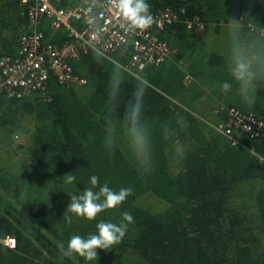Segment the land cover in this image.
<instances>
[{"label":"trees","instance_id":"trees-1","mask_svg":"<svg viewBox=\"0 0 264 264\" xmlns=\"http://www.w3.org/2000/svg\"><path fill=\"white\" fill-rule=\"evenodd\" d=\"M148 3L152 15L168 8L177 16L160 35L174 51L169 61L135 77L125 70L128 49L108 58L88 51L71 62L84 87L51 77L44 94L0 92V135L27 134L24 144L0 142V240H16L13 250L0 244V264H264V137L232 145L210 127L232 107L264 121V0ZM29 6L0 0V54L17 53ZM193 18L203 32L186 28ZM38 29L58 46L67 40L46 23ZM238 64L248 81L235 79ZM140 87L147 161L130 135ZM92 175L132 194L95 220L66 212ZM125 211L133 223L118 244L97 250V261L62 254L73 235L86 238Z\"/></svg>","mask_w":264,"mask_h":264},{"label":"built area","instance_id":"built-area-1","mask_svg":"<svg viewBox=\"0 0 264 264\" xmlns=\"http://www.w3.org/2000/svg\"><path fill=\"white\" fill-rule=\"evenodd\" d=\"M65 1L69 4L62 6ZM21 2H30L26 14L30 30L19 36L13 57L0 54V92L8 97L20 99L32 93L44 94L51 77L63 86H86V79L75 73L71 62L88 51L108 58L116 50L128 49L125 70L135 77L148 66L165 63L174 52L160 36L166 26L177 22V16L168 8L152 15L154 23L150 27L126 34V22L115 7V0ZM45 23L50 31L66 35L67 40L61 46L38 29ZM184 24L195 33L205 30L199 18L186 20ZM210 127L232 145L240 144V136L264 137V121L233 107L226 109L222 122ZM0 244L13 250L16 240L6 236Z\"/></svg>","mask_w":264,"mask_h":264},{"label":"clouds","instance_id":"clouds-1","mask_svg":"<svg viewBox=\"0 0 264 264\" xmlns=\"http://www.w3.org/2000/svg\"><path fill=\"white\" fill-rule=\"evenodd\" d=\"M115 7L126 22L125 32L130 33L140 29H146L154 23V17L150 12L148 0H115ZM238 81H248L249 74L246 65L238 64L234 72ZM232 85L224 82L221 85L223 92H228ZM145 89L140 87L135 92V102L131 106L129 113L130 135L133 150L138 154L141 161H147L150 157V147L148 135L144 127L140 124L142 99ZM67 182L72 183L76 177L68 174ZM91 187L84 188L78 194L70 196L66 212L77 217H84L88 220H95L102 212L109 209H116L122 205L127 197L132 194L130 187H122L114 190L107 183L100 184L99 177L92 175L89 181ZM98 190H95L97 189ZM133 223V216L130 212H122L119 222L103 221L96 224V232L86 238L80 235H73L61 251L64 256L72 254L79 255L87 261H97V250H106L118 244L125 236L128 226Z\"/></svg>","mask_w":264,"mask_h":264},{"label":"rangeland","instance_id":"rangeland-1","mask_svg":"<svg viewBox=\"0 0 264 264\" xmlns=\"http://www.w3.org/2000/svg\"><path fill=\"white\" fill-rule=\"evenodd\" d=\"M0 142L2 140H5V139H8V140H11L13 141L14 143H17V144H24L25 141L27 140V134L24 133H13L11 134L10 136H5V139H4V136L3 135H0Z\"/></svg>","mask_w":264,"mask_h":264},{"label":"crops","instance_id":"crops-1","mask_svg":"<svg viewBox=\"0 0 264 264\" xmlns=\"http://www.w3.org/2000/svg\"><path fill=\"white\" fill-rule=\"evenodd\" d=\"M236 27V26H235ZM234 28L231 27V30H233ZM215 40V39H214ZM170 60V58L168 59V61Z\"/></svg>","mask_w":264,"mask_h":264}]
</instances>
